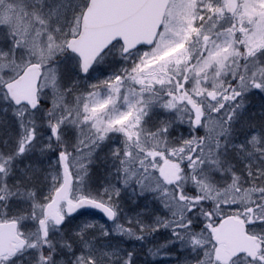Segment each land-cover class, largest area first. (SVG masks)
I'll return each mask as SVG.
<instances>
[{
    "label": "snow or ice",
    "instance_id": "snow-or-ice-1",
    "mask_svg": "<svg viewBox=\"0 0 264 264\" xmlns=\"http://www.w3.org/2000/svg\"><path fill=\"white\" fill-rule=\"evenodd\" d=\"M0 264H264V0H0Z\"/></svg>",
    "mask_w": 264,
    "mask_h": 264
},
{
    "label": "rangeland",
    "instance_id": "rangeland-1",
    "mask_svg": "<svg viewBox=\"0 0 264 264\" xmlns=\"http://www.w3.org/2000/svg\"><path fill=\"white\" fill-rule=\"evenodd\" d=\"M81 212H87L89 214V218H92V219H100V216H101L97 212H91V211H81Z\"/></svg>",
    "mask_w": 264,
    "mask_h": 264
},
{
    "label": "water",
    "instance_id": "water-1",
    "mask_svg": "<svg viewBox=\"0 0 264 264\" xmlns=\"http://www.w3.org/2000/svg\"><path fill=\"white\" fill-rule=\"evenodd\" d=\"M92 210H95V209H92Z\"/></svg>",
    "mask_w": 264,
    "mask_h": 264
}]
</instances>
